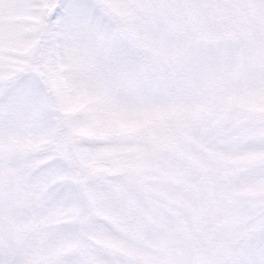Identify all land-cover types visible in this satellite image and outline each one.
Wrapping results in <instances>:
<instances>
[{
  "label": "snow or ice",
  "instance_id": "obj_1",
  "mask_svg": "<svg viewBox=\"0 0 264 264\" xmlns=\"http://www.w3.org/2000/svg\"><path fill=\"white\" fill-rule=\"evenodd\" d=\"M0 264H264V0H0Z\"/></svg>",
  "mask_w": 264,
  "mask_h": 264
}]
</instances>
